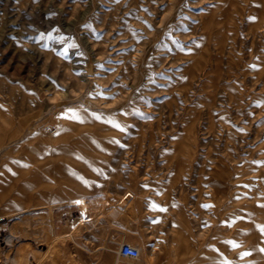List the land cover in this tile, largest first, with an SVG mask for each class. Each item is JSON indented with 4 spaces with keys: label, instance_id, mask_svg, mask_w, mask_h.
Returning <instances> with one entry per match:
<instances>
[{
    "label": "rangeland",
    "instance_id": "374dc122",
    "mask_svg": "<svg viewBox=\"0 0 264 264\" xmlns=\"http://www.w3.org/2000/svg\"><path fill=\"white\" fill-rule=\"evenodd\" d=\"M258 205L264 0H0V264H264Z\"/></svg>",
    "mask_w": 264,
    "mask_h": 264
},
{
    "label": "bare ground",
    "instance_id": "6f19581e",
    "mask_svg": "<svg viewBox=\"0 0 264 264\" xmlns=\"http://www.w3.org/2000/svg\"><path fill=\"white\" fill-rule=\"evenodd\" d=\"M62 137V136H61ZM174 177L176 178L177 177V173L174 175ZM172 181V180H171ZM173 182V181H172ZM77 201H79V203H77ZM77 201L73 204L74 206H76L78 209H79V211H80V217H76L77 219H74V217L72 216V214L70 213V212H68V221L69 222H67V227L65 228V231H67V232H72V233H77L79 230H81V227H82V225H84V224H86V223H88V222H93L94 221V219H96L95 217H97L100 213H102V211H103V209H104V207L103 206H101V204L100 203H98L97 204V202L96 203H90V201L88 200V201H85L84 199H82V197H78L77 198ZM15 206H17V205H15ZM14 205H13V208H12V210H6L5 211V214L1 217L2 219H4V222L6 223L8 220H9V217L11 216L10 215V213L11 212H14V217H15V219L14 220H21V222H25V221H22V214H24V213H26L27 211H22V212H17V211H19L16 207H15ZM103 207V209L101 210L100 208H102ZM92 208H94L95 210H91ZM264 209V207L263 206H261V205H258L257 206V210H258V214L260 215V214H263L261 211ZM52 213V212H51ZM50 213V214H51ZM35 214V213H34ZM49 216V215H48ZM99 217V216H98ZM1 219V220H2ZM11 220V219H10ZM5 225V224H4ZM175 227V226H174ZM54 228V227H53ZM234 228V227H233ZM52 230H54V229H52ZM228 230V229H227ZM226 230V231H227ZM55 231V230H54ZM66 232V233H67ZM55 233V232H54ZM66 235V234H65ZM69 235V234H68ZM52 238H51V248H50V252L54 249V248H57L56 247V243H54L55 242V238H54V235L52 234V236H51ZM65 237V236H64ZM56 239H57V237H56ZM23 243V242H22ZM22 247L23 246H21V245H19L18 244V248H21L22 249ZM23 251V250H22ZM25 251H27V250H25ZM142 250H140V252H141ZM259 251L260 250H258L257 249V253L255 254L256 255V257H257V259L258 258H262V259H264V253L262 252V256H260V254L261 253H259ZM24 254V253H23ZM31 256H33V255H31ZM35 258V257H34ZM127 259V258H126ZM34 261H32V263H31V261H27V262H29V264H38L39 262L38 261H36L35 259H33ZM127 260H131V261H136V260H139V259H127ZM26 264H28V263H26Z\"/></svg>",
    "mask_w": 264,
    "mask_h": 264
},
{
    "label": "crops",
    "instance_id": "0c3cea01",
    "mask_svg": "<svg viewBox=\"0 0 264 264\" xmlns=\"http://www.w3.org/2000/svg\"><path fill=\"white\" fill-rule=\"evenodd\" d=\"M115 196L118 198L122 197V193H116ZM135 199V197L133 198ZM136 209V206H134ZM131 214L132 211H129ZM121 219L110 218L104 221L107 227V236L115 241L118 240H128L132 238V234L137 230L138 221L132 217L129 218L128 221L120 222ZM185 229H188V226H185Z\"/></svg>",
    "mask_w": 264,
    "mask_h": 264
},
{
    "label": "built area",
    "instance_id": "2783aa9c",
    "mask_svg": "<svg viewBox=\"0 0 264 264\" xmlns=\"http://www.w3.org/2000/svg\"><path fill=\"white\" fill-rule=\"evenodd\" d=\"M119 256L122 259H140L141 252L138 248L124 243L120 246Z\"/></svg>",
    "mask_w": 264,
    "mask_h": 264
},
{
    "label": "snow or ice",
    "instance_id": "6c2138e0",
    "mask_svg": "<svg viewBox=\"0 0 264 264\" xmlns=\"http://www.w3.org/2000/svg\"><path fill=\"white\" fill-rule=\"evenodd\" d=\"M69 118H72V119H79V116H78L75 112H72V115H71V117H69ZM96 118H97V119H100L99 116H97ZM114 126H115V127H119V124H114ZM77 203H79V201H77ZM205 207H208V206H205ZM161 210L163 211L164 209H161ZM262 231H264V229H262ZM233 246H235V245H233Z\"/></svg>",
    "mask_w": 264,
    "mask_h": 264
}]
</instances>
